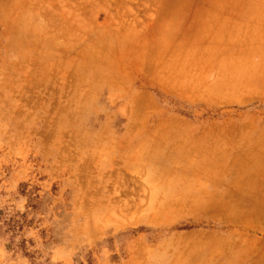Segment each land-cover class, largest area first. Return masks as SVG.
Here are the masks:
<instances>
[{"label":"rangeland","instance_id":"rangeland-1","mask_svg":"<svg viewBox=\"0 0 264 264\" xmlns=\"http://www.w3.org/2000/svg\"><path fill=\"white\" fill-rule=\"evenodd\" d=\"M0 264H264V0H0Z\"/></svg>","mask_w":264,"mask_h":264},{"label":"crops","instance_id":"crops-1","mask_svg":"<svg viewBox=\"0 0 264 264\" xmlns=\"http://www.w3.org/2000/svg\"><path fill=\"white\" fill-rule=\"evenodd\" d=\"M167 7H170V5H168ZM173 7H182V17H185L186 15H190L192 13V11L188 10L189 7L185 6L184 4L171 5V8ZM194 14H199L200 16H203L205 20L208 21L211 32L215 31L222 34H230L238 31L240 29V24H246L248 27L250 23V3L247 2L243 5L237 3L208 5L203 7L200 12H193V15ZM183 23L186 22H184L183 20ZM227 36L228 35H226L225 37L227 38Z\"/></svg>","mask_w":264,"mask_h":264},{"label":"bare ground","instance_id":"bare-ground-1","mask_svg":"<svg viewBox=\"0 0 264 264\" xmlns=\"http://www.w3.org/2000/svg\"><path fill=\"white\" fill-rule=\"evenodd\" d=\"M80 1V0H79ZM69 2V1H68ZM78 3V2H77ZM72 5V4H71ZM80 6V5H79ZM107 14V13H106ZM113 22V21H112ZM135 22V21H134ZM133 23V22H132ZM79 28V27H78ZM179 124V123H178ZM165 174V173H164ZM168 174V173H167ZM123 191V190H122ZM126 206V205H125ZM113 209V207H111ZM212 209V208H211ZM216 210V209H215ZM263 216V215H261ZM157 222V221H156ZM190 236V235H189ZM205 238V237H204ZM189 244V243H188ZM204 246V245H203ZM193 248V247H192ZM198 248V247H197ZM182 250V249H181ZM186 250V249H185ZM220 250V249H219ZM191 251V250H190ZM182 253V252H181ZM240 253V252H239Z\"/></svg>","mask_w":264,"mask_h":264}]
</instances>
